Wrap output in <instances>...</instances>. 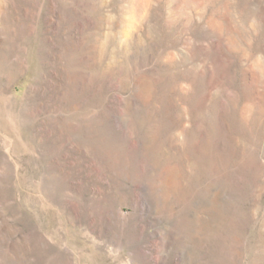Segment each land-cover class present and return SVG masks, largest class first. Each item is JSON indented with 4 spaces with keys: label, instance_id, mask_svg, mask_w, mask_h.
I'll list each match as a JSON object with an SVG mask.
<instances>
[{
    "label": "rangeland",
    "instance_id": "1",
    "mask_svg": "<svg viewBox=\"0 0 264 264\" xmlns=\"http://www.w3.org/2000/svg\"><path fill=\"white\" fill-rule=\"evenodd\" d=\"M0 264H264V0H0Z\"/></svg>",
    "mask_w": 264,
    "mask_h": 264
}]
</instances>
